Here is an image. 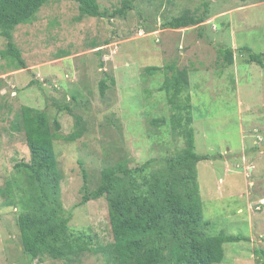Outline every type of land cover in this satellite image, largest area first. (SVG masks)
<instances>
[{"label": "rangeland", "instance_id": "rangeland-1", "mask_svg": "<svg viewBox=\"0 0 264 264\" xmlns=\"http://www.w3.org/2000/svg\"><path fill=\"white\" fill-rule=\"evenodd\" d=\"M205 1L137 0L121 16L81 18L78 2L52 0L14 31L27 69L16 70L3 56L7 38L0 35V264H106L101 252L74 263L31 261L24 252L19 209L4 205L1 191L16 164L31 158L24 132L14 128L21 107L44 109L51 122L58 117L62 134L75 129L76 115L83 118V137L55 140L61 198L75 231L108 244L109 202L105 196L82 202L84 173L92 191L106 166L123 159L131 167L158 163L183 149L185 137L172 128L171 104L159 90L164 73L144 72L173 62L190 70L184 94L191 97L195 151L213 157L197 164L203 214L211 222L206 232L246 237L225 242L223 260L215 264H264V66L241 50L264 52V0ZM99 2L111 10L122 6V0ZM186 9L209 19L182 29L164 26ZM223 47L234 49V65H226ZM106 74L109 87L102 93ZM159 117L167 122L152 121Z\"/></svg>", "mask_w": 264, "mask_h": 264}, {"label": "trees", "instance_id": "trees-1", "mask_svg": "<svg viewBox=\"0 0 264 264\" xmlns=\"http://www.w3.org/2000/svg\"><path fill=\"white\" fill-rule=\"evenodd\" d=\"M50 1L0 0V35L7 38L2 54L16 70L27 69L28 64L14 40V31L20 24L34 21ZM71 1L78 2L81 18H114L126 14L137 0H122V6L113 10L102 8L99 0ZM205 3L208 4L207 0ZM208 19L206 12L200 14L186 9L164 26L170 29L201 26ZM241 50L248 53L250 62L264 66V52L255 53L249 47ZM220 54L226 65L235 64L232 47L221 48ZM189 71L176 62L144 68L147 75L164 73L159 90L167 93L171 104L172 128L185 137L186 144L181 151L162 157L158 163L151 159L136 167L129 166L125 159L117 161L102 169L101 181L92 191L88 190L84 173L82 202L104 196L109 202L112 240L108 244H96L94 236L85 230L75 231L61 198L63 174L55 140L73 142L83 137L87 130L83 118L76 115L75 129L62 134L58 117L51 122L46 110L29 105L21 107L14 128L24 132L31 158L16 164L17 173L5 182L1 191L7 197L4 205L19 209L23 250L31 261L53 258L74 263L86 253L101 252L106 264H215L223 260L225 242L246 239L243 235L206 232L211 222L203 214L197 164L213 157L195 151L191 97L184 94L191 85ZM107 82L106 74L101 80L102 93L109 87ZM111 82L114 84L115 79ZM66 108L71 110L68 105ZM152 121L161 125L167 118Z\"/></svg>", "mask_w": 264, "mask_h": 264}, {"label": "crops", "instance_id": "crops-1", "mask_svg": "<svg viewBox=\"0 0 264 264\" xmlns=\"http://www.w3.org/2000/svg\"><path fill=\"white\" fill-rule=\"evenodd\" d=\"M261 202H263V201L261 200Z\"/></svg>", "mask_w": 264, "mask_h": 264}, {"label": "built area", "instance_id": "built-area-1", "mask_svg": "<svg viewBox=\"0 0 264 264\" xmlns=\"http://www.w3.org/2000/svg\"><path fill=\"white\" fill-rule=\"evenodd\" d=\"M259 208V207H258Z\"/></svg>", "mask_w": 264, "mask_h": 264}]
</instances>
